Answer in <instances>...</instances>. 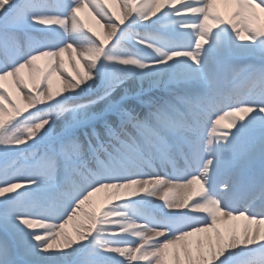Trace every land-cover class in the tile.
I'll return each mask as SVG.
<instances>
[{"label":"snow or ice","instance_id":"snow-or-ice-1","mask_svg":"<svg viewBox=\"0 0 264 264\" xmlns=\"http://www.w3.org/2000/svg\"><path fill=\"white\" fill-rule=\"evenodd\" d=\"M0 264H264V0H0Z\"/></svg>","mask_w":264,"mask_h":264}]
</instances>
